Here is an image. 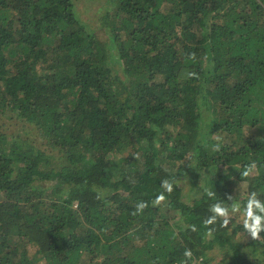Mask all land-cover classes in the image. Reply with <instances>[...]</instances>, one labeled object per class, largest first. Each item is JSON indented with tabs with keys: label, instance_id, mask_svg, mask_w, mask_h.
<instances>
[{
	"label": "trees",
	"instance_id": "obj_1",
	"mask_svg": "<svg viewBox=\"0 0 264 264\" xmlns=\"http://www.w3.org/2000/svg\"><path fill=\"white\" fill-rule=\"evenodd\" d=\"M107 1L0 0V264H264V0Z\"/></svg>",
	"mask_w": 264,
	"mask_h": 264
},
{
	"label": "clouds",
	"instance_id": "obj_2",
	"mask_svg": "<svg viewBox=\"0 0 264 264\" xmlns=\"http://www.w3.org/2000/svg\"><path fill=\"white\" fill-rule=\"evenodd\" d=\"M218 148V146H217ZM244 175L247 176L248 172H244ZM164 190L168 193H171L173 190V185L168 180L162 181L161 185ZM256 193H252L250 198L247 200L245 204V209L243 212L244 219L242 221V227L244 231L247 233V236L250 237L253 241H259L262 239L260 233L264 231V215H258L254 214L253 209H257L260 213L264 214V205H261V203L255 199ZM230 198V197H229ZM165 199L164 194L161 193L158 195L155 199V203L158 204L161 201ZM147 207L146 202H139L135 206V210L132 213L133 215L139 214L143 211L144 208ZM214 215L210 217L209 219L205 220V225L213 224L216 221L217 217L222 218L221 221V227L228 226L230 222V213L229 209L225 206H221V204L216 203L212 204L209 209ZM239 209L233 207L232 212H237ZM193 230H195L193 228ZM192 256V253L190 250H185L184 257L186 258L185 261L182 262V264H187V259H190Z\"/></svg>",
	"mask_w": 264,
	"mask_h": 264
},
{
	"label": "rangeland",
	"instance_id": "obj_3",
	"mask_svg": "<svg viewBox=\"0 0 264 264\" xmlns=\"http://www.w3.org/2000/svg\"><path fill=\"white\" fill-rule=\"evenodd\" d=\"M76 8L80 12L84 11V18L86 17V23L89 26L97 25V17H96V7L105 6L107 4V0H75ZM0 132L4 134H9L15 136L14 138L20 140L21 142L29 143L35 147H40L39 142H32L33 139L37 138L34 132L30 131V128L26 127L23 124H20L18 121L7 120L6 117H0ZM64 162L63 160L61 163ZM183 191L185 190V195L183 201L187 202L186 198H191L189 195V187L188 185H183ZM230 213V212H229Z\"/></svg>",
	"mask_w": 264,
	"mask_h": 264
}]
</instances>
